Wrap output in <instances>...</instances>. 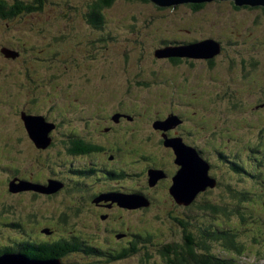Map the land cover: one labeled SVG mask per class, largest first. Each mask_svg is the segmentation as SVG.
<instances>
[{
    "label": "rangeland",
    "instance_id": "374dc122",
    "mask_svg": "<svg viewBox=\"0 0 264 264\" xmlns=\"http://www.w3.org/2000/svg\"><path fill=\"white\" fill-rule=\"evenodd\" d=\"M90 1L93 0H50L45 6V11L48 15L53 14L54 17L45 19L44 15L40 16L42 14H32L27 16L30 19L28 22L25 17L17 19L16 23L22 25L24 29L19 26L15 30L2 31L0 43L15 42L17 40L20 42L13 47L14 52H16L15 56L0 53V116L6 119H0V123L8 126L7 119L12 121L17 118L16 113L12 112L13 110L10 109L9 104L11 106L19 104L20 111H24L25 115L28 116L26 114L28 111L24 107L35 109L33 105L37 106V102L33 99L34 97L46 102L52 96L55 98V102L53 104L50 102L44 107L40 106L39 114L45 116V114L49 115L50 111L56 110L55 113L60 112L61 115L70 107H74V112L66 120L68 127L74 126L76 130L82 129V126H79L80 124L76 121L88 126L93 124L89 129L87 128L88 132L92 133L95 139L103 138L104 133L100 127H105L106 124L103 120L96 121L97 115L110 114L119 104H125V110H129L128 113L133 112L135 121L146 127L143 128L142 132H145V134L147 132V134L140 132V136L157 141L161 137L159 134L162 130L155 128L154 131L148 130L149 118L152 113L155 117L150 122L164 120L163 124L165 126L174 123L179 118L178 115H183L185 120L180 125L188 132L182 134L180 129L173 128L168 130V134H170V137L180 135L182 137V143L178 141L180 145L186 144L193 145L197 149L199 147L203 148L207 154H205V158L223 174V176H220L217 171L219 186L209 187L211 198L215 201H222L221 196L224 194V190L228 186L232 187L231 184H233L235 187H242L245 190V195L248 192L251 198L264 199L259 193L260 191L264 194V185H262L264 177L260 176L262 168H256V164H264V13L261 10L244 8L233 11L227 2L221 4L206 2V8L193 13L189 9L188 3H183L165 11L167 13L166 19L163 17L156 18L154 22L150 17V13H154L155 8L150 3L119 1L105 11L104 23L102 26H98L89 24L82 16L83 11H85V4L82 3ZM124 15H134L142 21L139 22L138 26L140 30L138 39H140V42L137 40L138 44L136 45L130 43V48L126 49L127 60L124 59L126 51H124L125 54L120 53L118 47L125 43L121 40L123 26L127 23L121 20ZM147 16L150 17L151 20H149L152 23L145 21ZM142 23H144L143 26ZM64 24L67 26L63 27ZM28 27L33 28L35 31H29ZM94 28L97 30L95 31ZM1 29L0 27V32ZM19 31L22 35L18 33ZM91 37L93 39L98 38L96 48L89 45V41L93 40ZM166 37L176 38L179 42L156 51L155 46L159 42L158 40ZM194 40L195 42H205L207 40L216 42L215 46L213 42L209 41L211 49H205V52L210 53L208 58L213 59L212 65L207 61V57H189L186 55V57L180 56V61L174 63L170 61L172 58L166 54L167 52L163 51L161 53L164 49H177L184 45L182 43ZM113 42L115 45H119L114 48L112 46L114 45ZM19 44H24V46H19ZM103 45L106 46V49L101 50ZM217 46H219V50L211 53ZM42 47L44 51L59 48L65 52L64 57L66 59L63 61L60 55V58H57L60 59V62H63H55L52 64L53 67L50 68L49 65H45V62H43V55L36 57L30 52V48H35L34 52L36 53ZM200 48L201 46H198L197 49ZM195 52L203 54L200 51ZM157 53L162 55L158 56ZM182 53L186 54V52ZM28 59H30L28 67H23V60ZM33 66L35 67L32 68ZM54 67L56 68L54 69ZM138 81L141 83H138ZM37 85L38 89H36ZM40 91H43V93L40 94ZM209 91L212 94H207ZM32 92H36L37 95L33 96ZM216 92H222L225 97L233 99L226 100L216 97V100L215 98L212 100L211 97ZM260 102L263 103L258 107L257 105ZM155 110L156 112H154ZM62 117L59 116V119L62 120ZM27 118L32 119L31 117ZM121 124L123 122L119 126ZM4 125L0 126V131H5L8 128ZM10 125L11 127L16 126L15 122H11ZM129 125L131 126V124ZM43 126L45 127L39 136L44 140H48L45 131L49 127L47 125ZM14 129L13 135L15 136L16 130ZM126 130H120L119 137L116 140H121V135ZM0 134L1 152L5 149L4 145L7 144V137L1 132ZM175 136L172 139L178 140ZM36 138V136L34 138L25 137L23 144L31 147L34 145ZM110 138V140L114 139V137ZM147 141H145V144L139 140L137 144L145 149L149 147L148 150L151 151L148 153L154 155L153 150L156 152L153 161L155 160L158 163L157 165L164 164L167 170H176V173L171 176L172 180L168 194L166 191L159 189L154 192L156 197L159 195L157 198L162 197L165 201L167 200V205L161 204V207H156V203L153 202L146 214H141V219L134 218L136 214H126V218L121 220L122 225H125V228L131 226L136 230L140 229L141 236L146 235V231L150 235L151 232H165L167 228H164L159 219L156 220L160 216L158 211L162 212L164 218L170 221L169 216L173 215L170 214V210H176L181 214L179 220L182 224H179V226L170 224V226H174V234L176 235L174 240L179 241L180 238H183L182 232L186 229L183 225V223L186 224L185 213L182 208L174 207L177 205L175 201L178 197L175 198L170 190L172 188L177 190V188H174L173 177L179 175L177 173L179 169H182V165L169 164L167 162L168 152L165 153L166 150L161 151L160 146H155V144L149 146ZM164 143L171 146L166 141ZM186 153L188 154V152ZM200 156L201 154L198 153L197 160L194 156H191L190 159L194 161L188 159L185 162L190 167L199 170L201 166L198 163L201 161ZM232 157L235 159L240 157L245 162L241 161L242 166L233 169L229 165ZM146 159H142L141 162L146 160L145 162L148 163L152 160L151 158ZM249 163H252L255 168L251 169L248 166ZM224 168L234 173L236 171L243 172L245 176L243 180H238L237 184V181L233 180ZM185 169L182 170L186 172ZM250 175L254 179H251ZM158 178L160 177L158 176ZM209 184H211V181L208 180L206 186ZM203 185L204 183H198L194 176V180L192 179L189 183L193 192L197 189L194 196L204 189L200 188ZM254 186L255 188H253ZM150 190H153V188H150ZM186 192H188L187 195L191 193H189V187ZM143 198L148 201L146 196H143ZM147 205L148 202L143 206ZM126 207L128 213H133L131 212L133 206L126 205ZM244 207L246 208L240 212H245L252 217L253 222L249 221V225L253 228L258 225L264 226V211L261 204H250ZM235 214L237 219L241 218L238 213L235 212ZM100 218L102 220L92 219L96 226L105 227L108 225L106 220L109 219L111 226L115 225V229H118L117 224L119 221L114 222L113 216L107 218V216L101 215ZM4 230L9 232L7 230H10V228L5 227ZM262 230L264 228L261 230L252 229L248 233L239 235L237 241L243 246L252 243L250 250H254L247 252L249 258H243L241 262L249 260L248 264L253 263L257 254L264 252L263 247L254 249L257 244L264 246V237L260 238L261 240L257 244L253 243V239L250 237L256 236ZM101 236L112 237L111 234L105 232ZM246 237L249 238L246 239ZM2 240L5 243L6 240L4 238ZM156 242L152 241V244L155 245ZM149 248L154 253L156 247L149 245ZM217 249L214 248V251H217ZM212 253L214 254V252ZM85 258L83 259L85 264H103L97 262L98 259L96 261L94 256ZM154 259L157 260V257ZM258 263L264 264V259H260ZM117 264H137V260L131 257Z\"/></svg>",
    "mask_w": 264,
    "mask_h": 264
},
{
    "label": "flooded vegetation",
    "instance_id": "af4514ba",
    "mask_svg": "<svg viewBox=\"0 0 264 264\" xmlns=\"http://www.w3.org/2000/svg\"><path fill=\"white\" fill-rule=\"evenodd\" d=\"M193 43L198 42L194 40L184 44ZM189 54L193 55L192 53ZM189 54H184V56L193 57ZM207 61L210 63L209 60ZM36 102L38 108L35 110L24 107V109L28 111L26 113L28 116H43L38 113V111L41 110L39 107L47 106L48 103L44 102V100H36ZM257 106L260 107L261 105L259 104ZM9 107L13 110H11L12 112L16 113L15 116H17V118H14L12 121L7 119L6 123L8 126L0 123V126L4 125V127H8L5 131H0L7 137V144L4 145L5 149L0 152V162L4 163L2 171H0L2 172L0 176V214L4 212V214L12 217L11 214H15L19 206H21L20 203H24L25 205H29V207L33 205L34 208H36V211L32 212L36 215V221L27 222L23 219L24 217L20 220L13 217V224L7 223V225L11 226V231L4 244L8 246L2 248V251L8 252L11 249V245L24 243L26 240L34 239L33 241H38L37 238L43 239L45 236L52 237V232L54 230L53 225L50 224L46 226L42 223L44 219H50V216L44 212V210L53 207V205L59 208L62 200L65 202L69 200L68 203L72 206H76L79 201L84 206H88L92 209L96 208L99 211L101 210L99 215H105L107 218L113 216L114 219L115 212L119 211L122 220L126 218V214H136L134 218L141 219L142 215L146 214V211L149 210L148 208L153 202L156 203V207H161V204L164 206L167 205V200L165 201L162 197L157 198L159 195L156 197L154 192L159 189L166 191L168 194L169 185L172 180L171 176L176 173V170L169 171L164 164L157 165L158 163L153 161L156 156L152 153H148L149 150H146L144 147V149H141L140 146H138L137 142L140 139H134V136L140 134L139 128H137L140 123L135 121L136 119L134 118L133 112L128 113L129 110H125V106L119 104L110 114L104 113L97 115L95 120H103L106 126L100 127L104 133V137L96 139L93 137L92 133L88 132L89 127L93 124L88 126L80 121H76L80 124L79 126H82V129L76 130L74 126L68 127L66 123L61 126L60 119L51 118L50 115L45 114L43 117L47 119L46 121L53 124L49 133H45L48 135L47 137H49L47 144H44V142L42 144L44 139H41L39 136L40 133L43 132L42 129H35V132L29 131L26 122L22 119L26 116L25 112L20 111L19 104H14L12 106L9 104ZM73 108L70 107L64 114L70 117L74 112ZM31 120L33 119H30V121ZM183 121L184 120H178V124H167L166 126L162 124L161 128H159L162 130L160 134L161 137H163L162 145H159H161L160 147L163 151L166 150L165 153L168 152L167 162L172 165H178L175 162L173 148L165 145L164 142L170 143L171 140H174L172 138L175 135L170 137L168 130L171 128L180 129V123ZM11 122H15L16 126L14 127H16V129L11 127ZM122 122L123 124L119 126ZM129 124H131V126ZM124 125L127 127H122ZM13 129L16 130L15 136L13 135ZM123 129L127 130L121 135V140H116L117 137H119V131ZM91 131L94 132L93 129H91ZM149 131H154V127L150 125ZM123 135L124 137H122ZM35 136L37 138L36 141L33 139V146L28 147L23 144L25 137L34 138ZM110 137H114V139L110 140ZM175 137L182 143V137L180 135ZM75 140L93 142L99 144L100 147L98 149H87L86 151L77 153L73 150L74 147H72L76 142ZM166 146L168 147L167 149ZM186 146H192L196 151L201 150L200 147L197 149L193 145ZM146 158H151L152 160L146 163ZM142 159L146 160L141 162ZM141 163L144 167L146 164V167H142ZM152 171L154 172L153 175L151 174ZM158 176L160 178H158ZM50 181L57 182L61 184V186L58 188H51ZM154 181L156 182L154 183ZM38 186H49L50 190L44 192L43 190H39ZM150 188H153V190H150ZM135 195L146 196L148 205L134 207L131 210L133 213H128L127 207L121 206L120 204L121 201H123L122 196ZM9 199L19 201L16 203L9 202L8 209L5 211L2 209L1 204L2 201H7ZM20 211L22 210L20 209L17 211L15 215ZM88 211L92 215L97 214L94 211ZM158 212L162 214V212ZM100 216L99 219L102 220ZM171 217L174 216L172 215ZM87 219L92 220L90 218ZM176 219L177 221L175 222L178 223V218ZM84 223L86 226L89 225L86 219H84ZM106 223L108 225H106L104 229L109 231L110 234L112 233L111 236L114 235L115 238L117 235H121V238L125 237L130 242L140 237V229L136 230L131 226L126 227V231L119 232L118 230L122 225V221L117 224L118 229H115V225L113 227L111 226L109 219L106 220ZM55 227H57V225ZM129 227L132 228L130 232H128ZM80 230H85L81 224L75 226L73 234L70 233V231L68 234L67 231H61L59 229H56L54 232L57 233V236H61L62 234L68 235L69 240L67 245L72 247V244L76 245L77 243L74 241H80L82 243L87 242L86 239L83 238V234L81 238L78 232H76ZM106 230L104 231L106 232ZM130 235L132 239L129 238ZM67 258L68 255L62 258L63 264Z\"/></svg>",
    "mask_w": 264,
    "mask_h": 264
},
{
    "label": "trees",
    "instance_id": "16d2710c",
    "mask_svg": "<svg viewBox=\"0 0 264 264\" xmlns=\"http://www.w3.org/2000/svg\"><path fill=\"white\" fill-rule=\"evenodd\" d=\"M49 1L50 0H0V27L2 28L0 35L2 36V31L8 32L9 30L10 31L15 30L17 27L19 28V26H22L16 23V21H18L17 20L18 18L25 17V19L28 22V20L30 19L27 16L32 15V14H38V15L42 14L40 16L44 15L45 19L49 17H54L53 14L48 15L45 11V6ZM119 1H123L125 3H134V2H138L141 4L150 3L155 8L154 10L155 12L150 13V17L153 19L154 22H155L154 19L156 18L163 17L164 19H166L167 13L165 11L170 10L172 7H174L173 5L169 6L168 8L163 7V6H158L150 2L149 0H93L90 2L82 3V4H85L84 6L85 11H83L82 16L85 18L86 22H88L89 24H95L98 26H102V24L104 23L103 20H104L105 11L109 7H111L115 2H119ZM211 2H215L216 4L227 2L231 6V9L233 11H236L240 8H244L248 10H261L264 13L263 6H243V5L238 6L234 3L233 0H212ZM206 5H207L206 2L188 3L189 9L193 13L194 11L196 12V11L203 10L204 8H206ZM150 17L147 16V19L145 20L147 21V23L151 22ZM121 20L127 22L123 26V35L121 38L122 42H125V43L121 44L118 47L120 49V53L123 52V54H125L124 51H126V55L124 56V59L127 60V50L126 49L130 48L129 46L131 45L130 43H132V45H136L138 44L137 40H139L140 42V39H138L140 36V30L138 26L141 20H139L138 17L134 15L133 16L124 15V17H121ZM143 24L144 23H142V26ZM66 26H67L66 24L63 25V27H66ZM96 28L98 29V27ZM96 28H94L95 31L97 30ZM29 31L33 32L35 30H33V28H29ZM18 33L22 35L20 31ZM91 38L93 39V37ZM97 39L98 38H95L92 41H89L90 47L92 48L97 47V42H98ZM158 41L159 42L155 46L156 51L168 45L179 42L178 39L176 38L171 39L170 37H166L163 39L161 38ZM19 42L20 41L17 40L15 42L6 41L3 44L0 43V53H3V49L6 47L7 49L12 48L13 50V47L17 46ZM21 45L24 46V44H19V46ZM117 45L119 44H116V45L114 44L112 46L116 48ZM30 49H29L30 52H32L31 54H34L36 57H40L43 55L42 56V58L44 59L43 62H45V65H49L50 68L53 67L52 66L53 63L55 62L62 63L66 59V57H64L65 52H63L59 48L54 49V50L49 49L51 51H44V48L42 47L40 48L41 50L36 51V53L34 52L35 48H30ZM102 49H106V46L103 45L101 50ZM59 51H61L60 54H59ZM60 55L63 59L62 62H60V59H59ZM171 58H172L171 61L174 63L180 61L179 59L180 55L172 54ZM207 60L210 61L211 65L213 64L212 58H208ZM29 61L30 59L23 60V67H28ZM49 66L47 67V69L49 68ZM34 67L35 66H33L32 68ZM55 68L56 67H54V69ZM138 83H141V82L138 81ZM36 89H38V85L36 86ZM36 92H32L33 96L37 95ZM42 93L43 91H40V94ZM208 93L212 94L211 91L207 92V94ZM216 97L223 98L226 100L233 99V98L229 99L228 97H225L224 95H222V92L220 93L216 92L215 94H213L211 99L214 100L215 98L216 100L217 99ZM34 98L38 100V97H34ZM54 100L55 98L51 96V98L48 99L46 103L49 104L50 102H52L53 104L55 102ZM262 103L263 102H260V105H262ZM120 105L124 106L125 104L124 105L120 104ZM33 106L36 109L37 106L36 105H33ZM35 109H32V110H35ZM55 112L56 110H52L49 112V115L51 116V118H57V119H59V116H63L62 117L63 119L60 120L62 124L61 126H63L66 123V120L70 118L66 114L60 115V112L59 113H55ZM154 112H156V110ZM178 116H179L178 120L180 121L185 120V117L183 115H178ZM153 117H155L154 113H152L151 117L149 118L150 119L149 126L151 123L150 121ZM0 119L4 120L5 118L0 116ZM137 128H139V131L142 132L143 128H146V127H143L139 124ZM179 128L182 131L181 133L188 132L187 129H185L181 125L179 126ZM170 130H172V128ZM64 134H67V133H64ZM142 134H145V132H142ZM159 136H161V134H159ZM134 139H140L142 140L143 143H145V141L148 140L147 142L149 146L153 144H155V146H161L163 137H160L161 140H158L159 139L158 138L157 141H152L150 138L148 139L142 138V135L140 136L139 134V135L134 136ZM43 142L44 144H47L48 140H43L42 144ZM72 147H74L73 150L75 152L79 153V152L86 151L87 149H93V150L98 149L100 145L93 143V142L90 143L84 140L83 141L77 140L72 145ZM140 148L144 149L143 147H140ZM198 151L200 154L206 153L203 150V148ZM153 153L154 155H156V152L154 150H153ZM231 159L233 163L238 164L239 159H234V157H232ZM145 167H146V164H145ZM211 183L212 184L205 186L203 190H200L199 192H197L196 195L189 202H183V201L176 200L175 203L177 205L175 207L179 208V206L181 205L184 211H190L193 213L192 215L204 221H208L212 225L220 226L228 222L231 223L233 221L231 216L232 215L235 216L236 215L235 212L238 213L239 216L241 217L242 214L240 211L244 209L243 207L245 205L257 204V203L262 204L264 201L263 198L259 200H256V199L249 200L250 196L248 192H247V197H245L244 191L240 190L239 187H235V186L233 187L232 184H231L232 187L226 188L225 189L226 191L224 190V194H222L221 196L222 201H215L209 195L211 194V190H209V187L210 188L213 187V182ZM220 191H223V190H220ZM17 201L19 200L9 199L7 201H2V204H1L2 209L7 211L8 203L9 202L16 203ZM68 201L65 202L62 200L61 206L59 208L58 206H54V205L51 208H46L44 212H46L50 216V219L48 220L44 219L42 223H44L46 226L50 224H52L53 226L57 225V229L61 231H67L68 234H69V231L70 233L73 234L75 226L76 225L78 226L79 224H81L85 230H80L76 232H78V235H80L81 238H82V234L84 235L83 238L86 239L87 241V242L85 241L86 243H82L80 241H74V242H77L76 245L72 244L71 245L72 247H69L67 245V242L69 240L68 235L62 234L61 236H57V233H54L52 237L45 236L43 239L37 238L38 241H33L34 239H32V240H26L24 243H17L15 245H11V249L9 251L10 252H16V251L20 252L23 255H26L30 259H37V258L47 259V260L52 259V258L59 259L61 257L68 255V258L65 260L64 264H85L83 259H86L85 257H89V256H94L96 261L98 259L97 262H102L103 264H117V263L124 262L126 259H129L131 257L137 260V264H236L237 258L235 257L229 258L231 257L230 250L232 249L234 250L235 253L242 254L241 247L238 244H235L233 240L225 239L224 241H219V243L216 241H213L219 237V236L214 235V231L212 233H207L210 235V238L207 240V238H205L206 231H203L202 233H198L189 227V229L186 228L182 232L183 238H180L179 241L174 240L176 239V235L174 234V226H170V224H174V223L169 220H166L163 216V213L160 214V216L157 217L156 220L159 219L162 225H164V228L165 227L167 228V231L165 230V232L163 231L159 233L151 232V235L148 234V236H146L147 234L146 235L144 234L142 236L140 234V237L136 238L135 240H131L130 242L125 237H122L121 239L120 238L117 239L114 237V235L112 237H107V236L102 237L101 234L105 232L104 230H106L104 229V227L96 226L93 220L90 221L88 226H86L84 223V219H86L89 222L87 218H90V219L98 218L99 219V216H100L99 214L101 210L99 211L96 208L92 209L88 206H84L79 201L77 202L76 206H72L71 204L68 203ZM20 205L21 206H19V209L17 211H19L20 209L22 211L17 213V215H15L17 211L15 212V214H11L12 217L4 214V212H1L0 221L6 222L4 226H6L7 223L13 224L12 222L13 217L19 220L24 217L23 219L27 222L36 221V215L32 213L33 211H36V208H34L33 205H30L29 207V205H25L24 203H20ZM88 210L94 211L97 214L92 215ZM189 214L191 215V213ZM169 217L172 218L174 221H177L176 218H178V217L175 218L171 216ZM121 220H122V217H120V212L119 211L115 212L114 221L121 222ZM188 224L192 225L190 223ZM125 229H126L125 225H121L118 231L119 232L126 231ZM54 231H56V229H54L53 232ZM105 233L110 234V232L107 230ZM8 235H9V232H0V238H4L5 240ZM263 237L264 236L260 238H263ZM152 241H157V242L154 245L152 244ZM213 242H216V243H213ZM214 244L216 246L222 247L224 252L223 253L218 252L221 255L217 253L213 254L212 251H210L211 248H215ZM226 244H230V245H226ZM5 245L6 244H4V242L0 239V248H5L8 246V245L6 246ZM149 245L152 247H156L154 253L150 251ZM155 257H157V260L154 259Z\"/></svg>",
    "mask_w": 264,
    "mask_h": 264
},
{
    "label": "water",
    "instance_id": "95a60500",
    "mask_svg": "<svg viewBox=\"0 0 264 264\" xmlns=\"http://www.w3.org/2000/svg\"><path fill=\"white\" fill-rule=\"evenodd\" d=\"M150 2L158 5V6H176L178 4H183V3H204V2H211L212 0H149ZM234 3L238 6H263L264 7V0H233ZM209 41L213 42L214 45L216 46V42L212 41V40H207L205 42H198V43H193V44H188L185 46L186 51L182 48V47H178L175 50H181V52H186V54L192 53L193 57H208L210 56V53L208 54L207 52H205L206 48H209V45L211 43H208ZM198 46H201L200 49H197ZM204 48V49H202ZM216 49L213 51H211V53L216 52L219 50V46L215 47ZM195 51H200L203 54L197 53ZM3 53L6 54L7 56H11V53L9 51H4ZM176 53V52H175ZM160 53H158L159 55ZM164 55V54H163ZM169 55V54H168ZM165 56V55H164ZM42 123L43 121L41 119L39 120H26V125L27 128L29 129V131H33L35 129H41L42 128ZM174 154H175V162L179 165H182V169L187 170L186 172H184L182 169H179L176 177H173V182L175 184L174 188H177V190H174L173 188L170 190L172 195L177 198V201H183V202H189L192 200L193 194H195L194 191L193 193H190L189 195L187 191L188 187H189V183L190 180L193 179L194 180V176L195 179L197 180L198 183L203 182L204 185L200 188H205L204 186H206L207 181L209 180L207 177V172H206V166L202 165L200 166V169H194L193 167H190L189 164H186V160H190V161H194L191 160L190 157L194 156L195 153L193 151L192 148L188 147V146H184V145H180L179 142L178 143H174L172 146ZM188 152V154L186 153ZM186 156V157H185ZM196 158V156H194ZM192 157V158H194ZM197 160V158H196ZM184 172V173H183ZM186 173V175H185ZM192 173V175H191ZM152 175L154 174V172L152 171L151 173ZM191 175V176H190ZM204 179V180H203ZM212 184V183H211ZM199 188V189H200ZM177 196V197H176ZM128 201V203H125L124 201ZM121 205H129V206H143L146 205L147 202L145 201V199L141 196H131L130 199L129 198H124L123 201H121L120 203ZM128 207V206H127ZM0 264H58V261H47V260H26L22 257H12L10 259H7V257H0Z\"/></svg>",
    "mask_w": 264,
    "mask_h": 264
},
{
    "label": "bare ground",
    "instance_id": "6f19581e",
    "mask_svg": "<svg viewBox=\"0 0 264 264\" xmlns=\"http://www.w3.org/2000/svg\"><path fill=\"white\" fill-rule=\"evenodd\" d=\"M182 44H184V43H182ZM186 45H188V44H184V45H182V48H183L185 51H186V48H185ZM173 50H174V49H169V48H167V49L162 50L161 53H162L163 51H165V52H167V53H166L167 55L169 54L168 56H171L172 54H177V55H180L181 57L184 56V54L181 53V51H177V50L173 51ZM175 52H176V53H175ZM161 53H160L159 55H158V53H157V55H158V56H161V55H162ZM185 157H186V156H185ZM31 180H32V179H31ZM37 180H38V179H37ZM191 180H192V179H191ZM191 180H190V181H191ZM30 189H31V188H30ZM32 189H33V188H32ZM196 190H197V189H196ZM194 191H195V190H194ZM190 192L192 193L193 191H192V188H190V186H189V193H190ZM64 194H65V193H64ZM50 195H51V194H50ZM193 196H194V194H193ZM146 202H148V201H146ZM254 208H255V207H254ZM262 210H263V209H262Z\"/></svg>",
    "mask_w": 264,
    "mask_h": 264
}]
</instances>
